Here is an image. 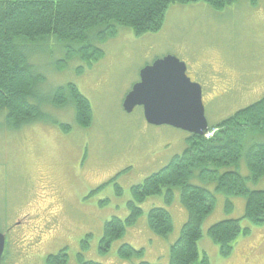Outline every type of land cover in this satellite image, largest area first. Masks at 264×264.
I'll list each match as a JSON object with an SVG mask.
<instances>
[{
  "label": "rangeland",
  "instance_id": "1",
  "mask_svg": "<svg viewBox=\"0 0 264 264\" xmlns=\"http://www.w3.org/2000/svg\"><path fill=\"white\" fill-rule=\"evenodd\" d=\"M102 28L89 32L91 45L102 50L97 60H85L76 52L85 43L54 35L24 45L29 63L44 77L35 95L44 115L17 127L6 124V111L0 112V232L5 236L0 264H46V256L62 248L65 264H79L78 255L102 264H168L169 247L188 218L179 186L171 187L169 203L165 188L138 203L141 212L135 222L107 251L100 249L105 222L129 214L131 186L181 153L189 135L147 123L141 106L126 112V94L143 67L173 55L200 85L209 127L264 95V0H237L221 9L201 1L176 2L168 6L156 31L135 34L130 26L116 24L113 34L99 38ZM69 82L91 104L92 122L86 128L75 121L70 103L45 102L55 87ZM252 142H264V136H247L239 159L219 171L248 177L244 154ZM245 181L249 189H264V174ZM189 182L215 195L198 240L209 264H264V222L253 224L243 217L245 197L215 191L214 182L195 176ZM152 207L171 214L173 228L166 236L148 226ZM230 218L240 219L250 231L235 239L230 254L222 255L207 229ZM123 243L142 251L122 256L118 250Z\"/></svg>",
  "mask_w": 264,
  "mask_h": 264
},
{
  "label": "trees",
  "instance_id": "2",
  "mask_svg": "<svg viewBox=\"0 0 264 264\" xmlns=\"http://www.w3.org/2000/svg\"><path fill=\"white\" fill-rule=\"evenodd\" d=\"M199 1L221 9L237 0H0V112L6 111V124L18 127L44 115L35 97L44 77L28 61L24 49L27 42L40 41L49 35L58 40L79 41L85 43L76 50L81 58L97 60L102 50L89 42L90 31L99 32L98 28L104 26L100 29L101 35L97 34L99 38L113 34L116 24L130 26L135 34L156 31L170 4ZM45 102L51 106L70 103L75 121L81 127L92 122L90 102L74 83L55 87ZM210 132L208 137L189 134L181 153L175 154L141 183L131 186L133 199L128 202L129 214L124 219L111 217L105 222L100 240L102 251H107L111 241L121 237L126 227L135 222L141 212L138 203L149 195L161 193L163 188L165 201L169 203L173 196L171 187L179 186L180 202L187 209L188 218L169 247L168 264H209L206 253L199 251L198 240L202 236V221L214 207L215 195L205 187L190 183L192 176L214 182L215 191L244 196L243 217L253 224L264 222V189H249L245 181L246 178L256 181L264 174V142H252L245 151L248 177L237 171H219L239 159L247 136H264V95L209 127ZM147 222L160 236H166L173 228L171 214L163 207L150 208ZM249 231L237 218L217 221L207 229L222 255L230 254L235 239ZM141 251L123 243L118 253L128 257ZM78 259L79 264H102L84 260L80 255ZM66 261L65 248L46 256V264H65ZM136 264L157 263L140 261Z\"/></svg>",
  "mask_w": 264,
  "mask_h": 264
},
{
  "label": "water",
  "instance_id": "3",
  "mask_svg": "<svg viewBox=\"0 0 264 264\" xmlns=\"http://www.w3.org/2000/svg\"><path fill=\"white\" fill-rule=\"evenodd\" d=\"M139 78L123 100L126 112L141 106L149 124H165L200 136L208 132L201 87L186 75L184 62L165 55L143 67ZM4 245L5 238L0 232V260Z\"/></svg>",
  "mask_w": 264,
  "mask_h": 264
},
{
  "label": "flooded vegetation",
  "instance_id": "4",
  "mask_svg": "<svg viewBox=\"0 0 264 264\" xmlns=\"http://www.w3.org/2000/svg\"><path fill=\"white\" fill-rule=\"evenodd\" d=\"M139 80H140V79H139ZM68 126H69V125H68ZM69 128H70V126H69ZM83 128H86V127H83ZM4 238H5V236H4ZM38 244H40V243H37L36 245H38ZM36 245H35V246H36Z\"/></svg>",
  "mask_w": 264,
  "mask_h": 264
}]
</instances>
